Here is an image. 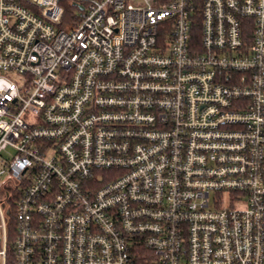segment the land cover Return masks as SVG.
Wrapping results in <instances>:
<instances>
[{"label":"built area","instance_id":"built-area-1","mask_svg":"<svg viewBox=\"0 0 264 264\" xmlns=\"http://www.w3.org/2000/svg\"><path fill=\"white\" fill-rule=\"evenodd\" d=\"M10 247L264 264V0H0V264Z\"/></svg>","mask_w":264,"mask_h":264},{"label":"trees","instance_id":"trees-1","mask_svg":"<svg viewBox=\"0 0 264 264\" xmlns=\"http://www.w3.org/2000/svg\"><path fill=\"white\" fill-rule=\"evenodd\" d=\"M72 7H74V4H70L68 6V8H72ZM65 20L69 21V19H67V18H65ZM12 223L10 224V226H12ZM147 256H149V257L151 256L152 257V255L146 250L139 251L137 264H153L151 262V260L148 261V257ZM13 263H14V256H13V252H12V247H10L9 254H8V264H13Z\"/></svg>","mask_w":264,"mask_h":264}]
</instances>
